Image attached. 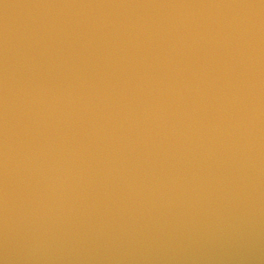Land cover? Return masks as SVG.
<instances>
[{
    "label": "water",
    "instance_id": "obj_1",
    "mask_svg": "<svg viewBox=\"0 0 264 264\" xmlns=\"http://www.w3.org/2000/svg\"><path fill=\"white\" fill-rule=\"evenodd\" d=\"M0 264H264V0H0Z\"/></svg>",
    "mask_w": 264,
    "mask_h": 264
}]
</instances>
